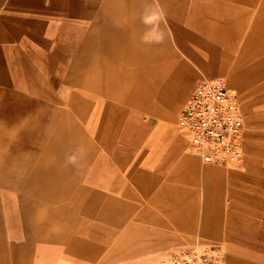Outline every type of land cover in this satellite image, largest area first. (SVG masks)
Instances as JSON below:
<instances>
[{
	"label": "crops",
	"instance_id": "crops-1",
	"mask_svg": "<svg viewBox=\"0 0 264 264\" xmlns=\"http://www.w3.org/2000/svg\"><path fill=\"white\" fill-rule=\"evenodd\" d=\"M152 2L168 24L146 39L128 12L114 24L128 0H0V264H161L195 244L264 264V116L244 111L264 108V0ZM66 69L88 85L66 86ZM225 76L247 127L226 166L177 125L197 83ZM82 87L84 147L65 95Z\"/></svg>",
	"mask_w": 264,
	"mask_h": 264
},
{
	"label": "built area",
	"instance_id": "built-area-1",
	"mask_svg": "<svg viewBox=\"0 0 264 264\" xmlns=\"http://www.w3.org/2000/svg\"><path fill=\"white\" fill-rule=\"evenodd\" d=\"M177 122L187 133V151L204 163L226 166L241 160L247 127L238 92L224 78L201 79ZM161 264H226V260L215 245L195 244L168 252Z\"/></svg>",
	"mask_w": 264,
	"mask_h": 264
},
{
	"label": "rangeland",
	"instance_id": "rangeland-1",
	"mask_svg": "<svg viewBox=\"0 0 264 264\" xmlns=\"http://www.w3.org/2000/svg\"><path fill=\"white\" fill-rule=\"evenodd\" d=\"M129 3L126 4V6H113V9L114 10H117L119 13L115 14L114 17H117V19L114 20V24H124V20L126 18L125 16V12H128V20H130L131 18L134 19V23L132 24H149V28L150 30L146 31V34H145V37L146 39L150 38V36L153 35V24H168V15L162 11H160V13L156 12V13H153V2L152 0H142L141 3H140V11L138 10V7L136 6L135 4V0H128ZM136 10H138L136 12ZM121 11V13H120ZM147 45V44H146ZM131 47H133L134 51L136 50V48L140 47L136 44L135 42V45L132 46V44H130ZM145 49V47L143 48ZM131 53V52H130ZM131 55L133 57L136 58L135 54L131 53ZM135 61H133V59H130L129 58V62H128V67H127V70H126V77H125V80L127 82H133L135 80L136 77H131V73L132 72H135V69H133V66L131 67L130 65L133 63L134 64ZM100 62H98L99 64ZM66 74H65V77H64V84L66 86H71L72 85H75V84H87V78H84V77H74L72 76V72L69 71L68 69H66ZM96 77L95 79L98 80V84L100 83L101 85H103V80H104V70L103 68H97L96 70ZM228 76H225L224 79L225 81H227V78ZM113 82L115 84V78H113ZM61 83V82H60ZM227 83V82H226ZM88 85V84H87ZM70 87V88H71ZM71 91L70 92H66V100H72L73 101H77L76 102V108H75V115L76 117H80V120H81V125H80V136H81V145L82 147H84L85 145H87V143L89 142V132H90V128L92 126H90L88 123H89V120H90V115H91V112L93 111V109H89V93L87 91H84L83 87H82V91H78V89H70ZM72 90H77V92H72ZM193 92V91H192ZM185 105V104H184ZM184 107V106H183ZM181 107L180 108V111L181 109L183 108ZM162 111L166 114H168V109H163L162 108ZM245 113L247 114V116L249 117H253V116H256L258 115L259 117H262L264 116V108L262 109H258V110H255V109H252V111L250 112V110H247L245 109L244 110ZM77 112V113H76ZM80 113V114H79ZM180 113V112H179ZM175 118H172V122H175ZM95 127V126H93ZM97 129H99L100 126H96ZM69 130V129H67ZM71 132V130H70ZM102 142H98V145L101 144ZM43 144V147H46L45 149L47 148H56V144H58L57 141H48V142H39V141H34V151H37L40 152V146ZM48 146V147H47ZM102 157H100L98 155V159H100Z\"/></svg>",
	"mask_w": 264,
	"mask_h": 264
},
{
	"label": "bare ground",
	"instance_id": "bare-ground-1",
	"mask_svg": "<svg viewBox=\"0 0 264 264\" xmlns=\"http://www.w3.org/2000/svg\"><path fill=\"white\" fill-rule=\"evenodd\" d=\"M170 47V46H169ZM171 51V50H170ZM166 52V51H165ZM168 52V51H167ZM164 54V53H163Z\"/></svg>",
	"mask_w": 264,
	"mask_h": 264
}]
</instances>
